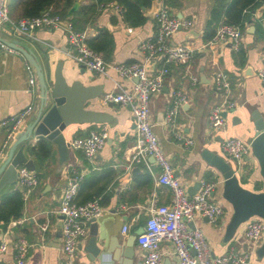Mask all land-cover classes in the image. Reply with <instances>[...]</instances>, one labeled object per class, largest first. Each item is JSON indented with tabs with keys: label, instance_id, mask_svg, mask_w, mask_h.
<instances>
[{
	"label": "crops",
	"instance_id": "crops-1",
	"mask_svg": "<svg viewBox=\"0 0 264 264\" xmlns=\"http://www.w3.org/2000/svg\"><path fill=\"white\" fill-rule=\"evenodd\" d=\"M17 1L19 3L16 6L10 5L9 14L13 20L23 17L24 2ZM77 1L80 2V9L95 0L75 2ZM149 1L141 8L146 19L143 24L137 26L124 19V8L116 2L102 8L94 23L85 27L84 17L79 15L83 20L82 31L88 34V42L96 38L102 29L108 30L110 34V49L107 53L103 52L110 64L106 74L90 71L73 59L68 29L64 25L57 28H40L34 31L33 36H28L21 34L8 22L0 24L1 40L33 51L44 68L47 60H50L53 73L60 66L69 85L77 81L80 82V89L89 87L92 94H100L97 98L89 100L85 108L104 113L107 120L69 126L64 131L69 149L68 160L64 163H61L56 146H51V154L46 158L40 156L39 148H30L28 153L26 152L28 159H33L35 163L36 169L33 171L38 175L39 183L29 194L28 200L24 201L23 215L15 218L16 224H11L14 218L9 223L0 222V243L5 241L9 244V250L0 257L4 264H17L14 242L19 238H25L30 244L26 264H61V244L54 246L53 242L60 221L59 207L63 190L73 170L84 175L77 201L86 203L98 198L106 209L101 217L89 223L88 236L79 251L77 264H89L90 253L85 250V245L92 238V231L96 230L98 237L105 238L107 242L111 239L126 240L145 226L151 217L152 209L172 202L171 189L158 181L161 169L153 157H149L147 162L131 164L130 158L135 152L138 140L131 107L105 103L103 100V96L108 92L130 90L136 81L120 76L115 65L145 60V53L140 49V44L144 39L153 36L157 30L156 15L151 18L146 14L153 9L152 0ZM216 1L175 0V3L170 4L165 0H156L158 8L165 3L178 17L192 20L189 29H180L174 34L172 44H188L194 48V55L189 64L169 65L170 72L166 75L162 91L151 99V118L162 149L187 192L191 195L196 193L200 180L217 184L214 200L225 206L224 216L216 223L197 217L190 226L200 228L210 243L213 256H220L231 251L246 252L250 250V244L242 238L245 224L237 231L234 240L225 241L232 207L222 197V174L206 161L203 154L205 150H209L233 160L224 152L223 141L229 137H237L251 143L255 134L252 114L256 112V117L264 118V81L258 76L259 69L264 66V6L261 2L251 9L244 10L243 27L240 26L243 30V41L241 48L235 50L228 43L211 42L212 38H208V25L212 20ZM55 6L54 4V7H51ZM225 19L226 17H223L219 24ZM27 64L28 60L22 54L0 49V122L17 115L28 105H34V109L26 115L19 127L11 128L8 125L4 127V131H0V163L6 158L9 147L17 143L23 135L40 104L38 85L33 92L29 90L32 72L27 68ZM160 65L159 59L155 68ZM247 67L253 71L251 74L243 73ZM219 71L229 77L232 83V97L237 107L225 112L226 122L220 129H213L209 125V113L223 100L222 93L215 87L216 73ZM193 77H197V81H194ZM174 90L183 92L186 100L177 112L176 124L173 127L165 123V117L174 99ZM102 128H106L107 141L94 158H89L82 149L70 147V141L88 136L92 131ZM176 134H181L184 138L179 139ZM186 139H191L192 143H186ZM20 146L21 144L16 147L15 153ZM247 158L239 168L240 182L247 189L263 191L264 178L258 162L254 158L247 161ZM21 166L25 165H19L18 168ZM133 167H139L140 170L132 173ZM15 181L14 184L7 183L0 190V204L6 196L17 191L22 193L17 178ZM43 223L50 225V229L45 233L40 228ZM126 224L130 228L124 233ZM161 246L163 264H177L178 258L171 243L163 241ZM135 250L137 258L143 259L145 252L137 240ZM252 263L264 264V257L259 258L255 252L252 254Z\"/></svg>",
	"mask_w": 264,
	"mask_h": 264
},
{
	"label": "built area",
	"instance_id": "built-area-1",
	"mask_svg": "<svg viewBox=\"0 0 264 264\" xmlns=\"http://www.w3.org/2000/svg\"><path fill=\"white\" fill-rule=\"evenodd\" d=\"M113 5V3H110ZM264 6V0H263ZM10 0H0V24L10 23L23 35L33 36L34 31L40 28H57L62 25L63 17L50 7L42 14L31 17H21L13 20L9 14ZM122 11V8L120 7ZM157 30L153 36L144 39L140 49L145 53L143 62L115 65V69L122 77L135 80L130 90L111 91L103 96L105 103L130 106L136 124L138 140L135 152L130 158L131 164L147 162L153 157L161 169L158 177L159 183L168 186L173 194L170 204H163L152 209L151 217L144 226V231L137 237L138 245L144 250V264H163V252L161 243L169 241L178 258L177 264H253L252 254L264 242V219L258 216L250 218L245 223L242 238L250 244V250L246 252L231 251L227 255L213 256L210 243L204 232L197 227H191L197 217L206 218L211 223H216L226 212L225 206L214 200V192L217 184L206 180H200V187L193 195L189 194L181 180L175 175L174 168L163 151L159 137L154 130L151 118V99L153 95L162 91L166 75L170 72L169 65L189 64L194 55V48L188 44H172V38L180 29H189L192 20L178 17L165 3H162L156 13ZM69 43L73 48L71 56L82 67L100 74H106L110 64L106 61L104 53L92 48L88 42V34L78 31L69 21L67 25ZM243 30L240 26L231 23H221L216 30L211 42L228 43L235 50L241 48ZM0 49L10 53L21 54L0 39ZM153 60H161V65L153 72L146 69V63ZM27 68L32 72L29 79L30 91L38 85L36 74L30 64ZM258 76L264 81V66L259 69ZM197 81V77H193ZM217 91L222 93L223 100L215 105L209 113V125L213 129H220L226 122L224 113L237 107L232 97V83L223 71L216 73ZM174 99L168 108L165 123L175 126L176 115L186 100L183 92L174 90ZM34 109V105H28L17 115L0 122V128L12 125L17 128L23 122L27 114ZM11 133L9 134V137ZM179 139L184 136L176 134ZM107 141L106 128L92 131L90 135L79 137L70 141L73 149H82L89 158L95 155L105 146ZM186 143H192L186 139ZM224 152L238 165L249 156H252L250 142L237 137L226 138L223 143ZM84 175L73 170L68 176V182L63 190L59 213L64 216L62 225L61 250L63 257L61 264H77L80 246L88 236V225L93 220L101 217L105 207L100 199L94 198L86 203H80L76 197ZM17 182L21 187L23 200H28L29 194L39 183V177L35 171L26 166L17 169ZM19 220V219H18ZM20 221V220H19ZM17 219L11 221L15 225ZM42 232L50 229L48 223L40 225ZM129 225H124L123 232L129 231ZM30 244L25 238H19L14 242L17 264H26ZM194 249L195 252L192 250ZM9 250V244L0 243V257ZM0 264H4L0 258Z\"/></svg>",
	"mask_w": 264,
	"mask_h": 264
},
{
	"label": "water",
	"instance_id": "water-1",
	"mask_svg": "<svg viewBox=\"0 0 264 264\" xmlns=\"http://www.w3.org/2000/svg\"><path fill=\"white\" fill-rule=\"evenodd\" d=\"M152 4L153 9L146 14L154 18L158 11V3L156 0H152ZM79 6L80 2H75L70 13L75 12ZM143 10L146 12L145 7ZM71 20L72 16L65 19L62 25L67 27ZM7 44L20 51L36 73L40 104L35 117L26 127L23 135L17 143L9 147L6 158L0 163V190L7 183L14 184L16 182L19 165H25L31 170L36 169L33 159H28L26 155L30 148L31 150L38 149L41 144H44L52 151L51 146H56L61 163H64L69 157L68 141L64 131L69 126L76 123L107 122L104 113L85 108V104L89 100L97 98L100 94H92L89 87L82 86L84 89H80V82L77 81L69 85L60 66L53 73L50 60H47L46 68H44L33 51L18 46L16 43L14 45ZM156 63V60L151 59L146 63V69L153 72ZM246 72L251 74L253 71L247 67L243 73ZM256 115V112L252 114L255 134L251 140L252 156H249L247 161L250 158L256 159L264 178V118H258ZM8 127L12 128V125ZM4 129L0 128V131H4ZM19 144L21 146L15 153ZM203 155L206 161L222 174V197L232 207V215L226 227L225 241L234 240L237 231L250 218L258 216L264 219V190L253 191L241 184L238 177L241 165H238L236 160H228L209 150H205ZM139 170V167H133L132 173ZM197 186L200 187V184L197 183ZM63 218L64 216L60 215L56 238L53 242L54 246L61 244ZM143 231L144 227L135 231L126 240L111 239L109 242L105 238L100 239L96 230L92 231V238L85 245V250L90 253L89 264H144L143 259L137 258L135 250L137 237ZM245 249H247V245ZM192 251L195 252L194 249ZM256 254L259 258L264 257V242L257 248Z\"/></svg>",
	"mask_w": 264,
	"mask_h": 264
},
{
	"label": "trees",
	"instance_id": "trees-1",
	"mask_svg": "<svg viewBox=\"0 0 264 264\" xmlns=\"http://www.w3.org/2000/svg\"><path fill=\"white\" fill-rule=\"evenodd\" d=\"M76 0H23V17H31L42 14L51 6L54 11L59 13L63 18L72 16L71 22L78 31H82V19L79 15L84 17V27L89 23H94L96 18L100 15L102 8L109 7L110 3L117 2L124 8V19L133 26L141 25L145 21L142 13V5L150 2L149 0H95L88 6L82 7L77 11L70 13L71 7ZM152 2V1H151ZM166 3L173 4L175 0H165ZM263 2V0H217L216 5L212 11V20L208 25V38H213L217 27L220 25L223 17L225 23H231L243 27V12L245 9L253 8L255 5ZM19 1H10L11 6H16ZM75 14V15H73ZM92 48L97 51L107 53L110 49L111 39L108 30L102 29L100 34L89 41ZM40 156L46 158L51 154L48 146L41 144L39 146ZM24 200L23 194L17 191L5 197L0 204V222L9 223L12 218H19L23 215Z\"/></svg>",
	"mask_w": 264,
	"mask_h": 264
}]
</instances>
